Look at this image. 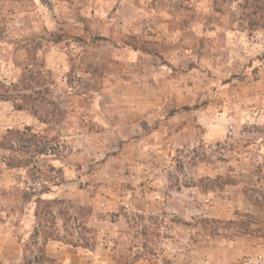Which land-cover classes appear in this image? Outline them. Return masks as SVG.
Listing matches in <instances>:
<instances>
[{
  "label": "rangeland",
  "instance_id": "1",
  "mask_svg": "<svg viewBox=\"0 0 264 264\" xmlns=\"http://www.w3.org/2000/svg\"><path fill=\"white\" fill-rule=\"evenodd\" d=\"M27 127L58 153L0 149V264H264V0H0Z\"/></svg>",
  "mask_w": 264,
  "mask_h": 264
},
{
  "label": "trees",
  "instance_id": "2",
  "mask_svg": "<svg viewBox=\"0 0 264 264\" xmlns=\"http://www.w3.org/2000/svg\"><path fill=\"white\" fill-rule=\"evenodd\" d=\"M35 76L32 77L34 80ZM23 82H20V85H22ZM23 86V85H22ZM14 89H18V85L14 87ZM13 91L9 89L6 91V95H4V100L13 101L14 103H17L19 100L18 96L11 95L10 92ZM2 97V99H3ZM18 108H23L22 106H18ZM9 136V137H7ZM4 139V141L0 144L1 150H11L12 145L16 144L19 145L20 148L22 146L26 145L29 149H33L34 153L37 156H57L58 151L53 149L50 145V141L44 137H40L33 133V130L31 128H26L23 132L21 131H9ZM46 194V193H45ZM48 240H56L53 239V236L50 235L47 237Z\"/></svg>",
  "mask_w": 264,
  "mask_h": 264
}]
</instances>
